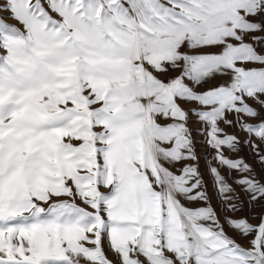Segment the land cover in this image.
I'll list each match as a JSON object with an SVG mask.
<instances>
[{"label":"snow or ice","instance_id":"obj_1","mask_svg":"<svg viewBox=\"0 0 264 264\" xmlns=\"http://www.w3.org/2000/svg\"><path fill=\"white\" fill-rule=\"evenodd\" d=\"M0 264H264V0H2Z\"/></svg>","mask_w":264,"mask_h":264},{"label":"rangeland","instance_id":"obj_2","mask_svg":"<svg viewBox=\"0 0 264 264\" xmlns=\"http://www.w3.org/2000/svg\"><path fill=\"white\" fill-rule=\"evenodd\" d=\"M0 2H2V0H0ZM229 131H231V130H229ZM197 139L199 140L201 138L197 137ZM198 148L201 149L199 154H200V156L203 157L205 155L207 149L201 145H198ZM241 155L244 156L249 162H252L253 157H252L251 153H249L247 151V149H245L244 152L241 153ZM200 166H201V171L204 173V179H205V182L207 183L209 194L211 195L212 194V182H211V179L208 176V173L206 171V161L202 159L200 162ZM182 202L185 203V206L193 207V208L204 206L202 203H190L187 201H182ZM212 206L217 207V210L219 211V207H218L217 202H216L214 197L212 199Z\"/></svg>","mask_w":264,"mask_h":264}]
</instances>
